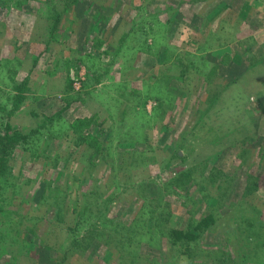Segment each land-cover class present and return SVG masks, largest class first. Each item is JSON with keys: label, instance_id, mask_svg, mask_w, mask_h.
I'll list each match as a JSON object with an SVG mask.
<instances>
[{"label": "rangeland", "instance_id": "rangeland-1", "mask_svg": "<svg viewBox=\"0 0 264 264\" xmlns=\"http://www.w3.org/2000/svg\"><path fill=\"white\" fill-rule=\"evenodd\" d=\"M0 264H264V0H0Z\"/></svg>", "mask_w": 264, "mask_h": 264}, {"label": "trees", "instance_id": "trees-1", "mask_svg": "<svg viewBox=\"0 0 264 264\" xmlns=\"http://www.w3.org/2000/svg\"><path fill=\"white\" fill-rule=\"evenodd\" d=\"M178 233V232H177ZM176 233V234H177ZM179 234V236L176 238L177 240H181L180 238H181V233H178ZM193 235H188L187 234V239H193V237H192Z\"/></svg>", "mask_w": 264, "mask_h": 264}]
</instances>
